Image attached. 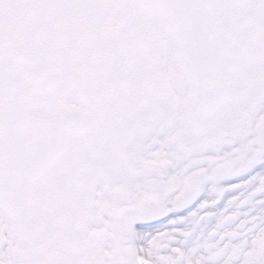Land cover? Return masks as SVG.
Here are the masks:
<instances>
[{"label":"snow or ice","instance_id":"obj_1","mask_svg":"<svg viewBox=\"0 0 264 264\" xmlns=\"http://www.w3.org/2000/svg\"><path fill=\"white\" fill-rule=\"evenodd\" d=\"M0 264H264V0H0Z\"/></svg>","mask_w":264,"mask_h":264}]
</instances>
